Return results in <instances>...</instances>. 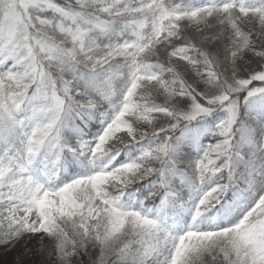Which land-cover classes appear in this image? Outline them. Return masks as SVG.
<instances>
[{
	"label": "snow or ice",
	"instance_id": "6c2138e0",
	"mask_svg": "<svg viewBox=\"0 0 264 264\" xmlns=\"http://www.w3.org/2000/svg\"><path fill=\"white\" fill-rule=\"evenodd\" d=\"M0 264H264V0H0Z\"/></svg>",
	"mask_w": 264,
	"mask_h": 264
}]
</instances>
